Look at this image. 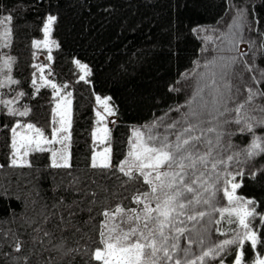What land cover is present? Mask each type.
<instances>
[{"label":"trees","instance_id":"1","mask_svg":"<svg viewBox=\"0 0 264 264\" xmlns=\"http://www.w3.org/2000/svg\"><path fill=\"white\" fill-rule=\"evenodd\" d=\"M239 8L245 10L249 24L253 25L248 37L258 48L264 42V0H0V16L14 18L10 25V47H0V64L12 56L15 63L10 75L19 82L9 84L6 69L0 73L4 82L0 101H12L7 107L19 111L29 109L27 116L13 117L7 115V107L0 103V165L4 166L0 168V189L7 187L11 193L7 200L0 198V264H66L68 257L60 259L59 254L46 250L59 243L62 236L68 238L64 242L67 248H87L90 254L102 247L97 243L98 222L104 217L98 213L118 204L136 208L132 197L137 189L143 192L148 186L142 179L138 183L122 184L117 179L119 173L106 178L90 167L93 150L100 148L92 137L98 124L96 97L110 98L116 112L106 145L111 147L113 165H118L127 155L134 128L165 117L166 113L171 118L176 113L171 110L188 101L190 89L184 74L195 70L203 54V43L193 29H217ZM48 16L56 18L50 32V40L55 44L50 45V51L33 48V40L44 39L42 29ZM246 48L245 59L255 52L256 66L264 69V53L250 51L248 45ZM74 61L87 65L91 73L86 77L87 83L80 80L82 71ZM34 65L45 66L44 77L60 86L62 94L71 93L69 169L51 168L50 152L30 154L27 159L31 168L7 167L10 129L17 122L31 123L51 137L56 96L50 86H41L40 70ZM33 74L39 92L32 84ZM171 88L178 91H170ZM20 92L25 95L18 97ZM55 119L58 121L57 116ZM257 133L264 136V129H257ZM251 138V134L236 132L231 137L233 150L247 148ZM243 171V178L236 177V182L241 184L237 195L254 200L257 212L264 214V155L244 164ZM73 177L82 180L76 187L98 193V203L91 213L72 209L78 212L75 222L82 232H75L71 226L61 232L54 225L60 222L61 214L68 216L64 205L74 200L84 201L79 208L87 209V201L92 199L83 192L65 190ZM92 180L106 186L107 192L100 191ZM44 204L48 205L47 209L42 208ZM41 212L57 215L45 224ZM90 215L95 219L85 226ZM213 225H209L210 240L223 239L216 236ZM253 225L264 241V226H260L259 218ZM36 227L54 231L55 239L49 243L42 232L38 235L33 230ZM17 240L22 244L20 252L14 250ZM184 244L181 240V245ZM193 251L198 249L194 246ZM259 254H264V246L258 245L256 253L248 247V264ZM232 259L230 254L226 264ZM88 260L89 256H76L73 264H85ZM89 264L101 262L90 260Z\"/></svg>","mask_w":264,"mask_h":264},{"label":"snow or ice","instance_id":"2","mask_svg":"<svg viewBox=\"0 0 264 264\" xmlns=\"http://www.w3.org/2000/svg\"><path fill=\"white\" fill-rule=\"evenodd\" d=\"M12 15L0 16V47H10L12 34ZM55 17L48 16L43 25L44 40H33L32 47L39 48L43 44H55L50 41V32ZM227 31L220 32L216 39L220 45H215L213 37L206 35L201 37L206 45L213 44L210 49L204 48V52L219 53L227 51L233 53L228 57H219L223 63L220 72H211L210 82H205L197 87L192 98L185 105L177 106L171 111L180 113L182 107L189 110L184 112L179 119H171L165 122V117L154 120L151 124L132 130L129 139V150L124 160L118 165H113L111 147H105L103 151L93 150L90 167L98 170V174L110 178L116 175L122 184L138 183L141 179L148 186L147 190L132 197V203L136 208H125L116 205L115 208L105 207L99 215L104 217L99 221V240L97 247L91 251L80 247L67 248L64 242L65 236L59 243L52 244L51 249H46L50 254L57 253L59 258L68 257L66 264H73L76 256H89L85 264L90 260L99 261L101 264H226L227 257L233 256L230 264H248L246 252L248 247L253 253L258 250V245L264 246L259 229L253 225V221L259 218L260 226H264V214L256 210V202L237 195V189L241 184L236 182V177L243 178V165L251 162L259 155H264V136L257 135V129H264V69L256 66L255 55L248 59V52L240 51V45L246 43L249 50L256 49L264 53V42L257 48L256 42L245 35V30L252 31L253 25L249 24L243 8H239L231 22H226ZM199 36L202 31H217L216 29H193ZM227 47H222V45ZM50 51V49H49ZM35 56V53H33ZM51 60V55H49ZM15 60L7 56L0 64V73L6 69L7 82L18 84L11 75L12 65ZM83 72L80 80L87 83L86 77L91 73L87 65L74 61ZM217 57L214 55L207 59L203 65L197 62V67L209 69L215 67ZM34 67H40L34 65ZM43 72V68L40 67ZM247 74V75H246ZM197 75L195 71L184 74L185 80H190ZM201 80H205V74L200 73ZM41 86L50 85L53 96L60 94L61 88L41 75ZM32 84L39 92L35 74ZM4 82L0 80V88ZM67 88V85L63 86ZM208 90L206 99L202 93ZM170 91H178L171 88ZM23 92L18 97H23ZM71 93L62 97L53 108V127L51 137L43 130L31 123L20 124L17 122L11 127V152L8 157L7 167L31 168V162L27 159L32 153H51L50 167L53 169L71 168V101L67 99ZM110 98L96 97L98 106L103 107V114L97 111V123L106 120L109 116L116 115L115 110L109 104ZM5 107L12 101H0ZM67 107L61 111V105ZM197 103V107H192ZM29 113L27 107L23 111L7 107V115L25 117ZM60 119L57 121L56 116ZM58 123V127L56 126ZM114 123V121H113ZM204 125H208L204 127ZM163 128L164 134L157 130ZM26 129V132L18 131ZM103 133L100 141L106 142L110 138V130L105 126L92 132L93 142L97 139V132ZM174 133V139H170L168 133ZM239 132L251 134V142L242 150H233L231 137ZM211 133L212 137L208 134ZM60 145L59 148L54 147ZM210 165V167H209ZM4 167L0 165V168ZM124 177L126 179H121ZM255 179V173L252 174ZM82 183L80 177H73L66 191L83 192L84 196H91L87 201V209L79 208L84 201L74 200L72 204L64 205L68 216L60 215V222L54 227L61 232L71 226L75 232H82L75 222L79 211L92 212L98 203V193L76 187ZM100 191L107 192L106 186H101L96 180H92ZM223 193L228 207L217 206L218 193ZM11 197L7 187L0 189V198L5 200ZM107 199V197H105ZM38 203V201H33ZM63 203V201H60ZM53 208L56 207L54 203ZM205 207L210 211L204 210ZM47 209L48 205H42ZM217 213L219 219H214L212 213ZM44 223H50L56 212L44 214ZM207 218V219H206ZM95 217L90 215L85 226L91 223ZM35 223V222H33ZM216 225L214 231L219 237L216 241H210L208 233L212 231L209 225ZM222 224L230 227L224 229ZM235 225V227H231ZM95 228V225H93ZM38 235L42 232L48 238L49 243L55 239V232L41 227L33 229ZM86 235V233H84ZM181 240L185 244L181 245ZM36 239H33V243ZM198 249L194 252L193 248ZM22 244L19 240L15 243L14 250L20 252ZM56 259V257H53ZM251 264H264V254L255 255Z\"/></svg>","mask_w":264,"mask_h":264},{"label":"rangeland","instance_id":"3","mask_svg":"<svg viewBox=\"0 0 264 264\" xmlns=\"http://www.w3.org/2000/svg\"><path fill=\"white\" fill-rule=\"evenodd\" d=\"M236 15V13H234L230 18H228V20L227 21H225L219 28H217L216 30L217 31H202L201 33H200V35H199V38L201 39V37H203V36H206V35H210V36H212L213 37V41H214V44L215 45H220V40H218V39H216V37L219 35V33L220 32H223V31H227V24H226V22H231V18L233 17V16H235ZM206 30H208V29H206ZM245 35L248 37V31L247 30H245ZM49 39H50V37H49ZM44 40V39H43ZM42 40V41H43ZM51 41V40H50ZM201 41H202V43H203V50H204V48L205 47H208V48H212L214 45L213 44H208V45H206L205 43H204V41L201 39ZM50 45L51 44H49V46L48 47H44L43 46V44L41 45V47H43V48H47V49H49L50 48ZM246 46H247V44L246 43H242L241 44V47H240V50L242 51V52H245L246 50H247V48H246ZM40 47V48H41ZM222 47H227V45L225 44V45H222ZM202 50V52H203V54H202V59H201V61L199 62L201 65H203V63L207 60V59H211L212 58V56H216L217 57V64H216V66L215 67H210L209 69H205V68H203V67H197V65L195 66V73H197V75H195V76H192V78L190 79V80H187V82H188V84H187V87H188V89H190V96H189V98H188V100H190L191 98H192V95H193V92H194V90L197 88V87H199V86H202L205 82H210V80H209V77H210V75H211V72H213V71H215V72H220L221 71V67H220V65L223 63V61L222 60H220L219 59V57H228V56H230V55H233V53H229V52H227V51H224V52H219V53H211V52H204ZM40 67H42L43 69L45 68V66H40ZM40 67H39V70H40ZM40 72V76L39 77H41V75H43L44 76V74H43V72H41V71H39ZM200 73H204L205 74V80H201V78H200ZM82 74H83V72H82ZM247 75V74H246ZM45 79L46 80H48V81H50V82H52V83H54V81H52V80H50V79H48V78H46L45 77ZM40 82H41V80H40ZM42 83V82H41ZM48 86H50V85H48ZM51 87V86H50ZM207 92H208V90L207 89H205V92L204 93H202V95H204L205 96V98L206 99H209L210 100V97H208V95H207ZM66 95L65 94H62L61 92H60V94L58 95V96H56V101H55V106H56V103L57 102H59L60 100H61V98L62 97H65ZM101 99H103V98H106V97H100ZM108 98V97H107ZM67 99L68 100H70L71 101V98L70 97H67ZM109 104H110V106L112 107V105H111V103H110V100H109ZM65 107H67V104L66 103H63L62 105H61V109H58L57 111L59 112V111H61L63 108H65ZM99 108H98V111L99 112H101V114H103V107L102 106H98ZM192 107H197V103H194L193 105H192ZM70 108H71V105H70ZM113 108V107H112ZM189 109L187 108V107H182V109L180 110V113H175L174 114V116L173 117H171V118H165V122H167L168 120H171V119H179L180 118V116L184 113V112H186V111H188ZM57 118H58V121H59V119H60V117L57 115ZM113 121H114V123L116 122V118H115V115L114 116H109V117H107L106 118V120H104V121H101V122H99L98 124H97V128L95 129V130H98V129H102L103 127H107L109 130H110V127L111 126H113ZM151 124V123H150ZM147 125H149V124H147ZM59 126V125H58ZM146 126V125H145ZM208 125H204V127H207ZM144 127V126H143ZM143 127H138V128H140V129H142L143 130ZM18 131H21L22 133L23 132H26L27 130L26 129H18ZM160 134H164V130H163V128H160V129H158L157 130ZM210 135H208L209 137H212V134L211 133H209ZM103 135V133L102 132H100V131H98L97 132V139H96V143H97V145L98 146H100V148L99 149H96L95 151L96 152H101V151H103V149L105 148V147H108L109 145H106V143H107V141L106 142H101L100 141V139H99V137L100 136H102ZM168 135H169V137H170V139H174V133H172V132H169L168 133ZM257 135H258V133H257ZM50 138V137H49ZM54 147H56V148H59L60 147V145H55ZM50 156H51V153H50ZM209 167H210V165H209ZM217 200H218V205L217 206H223V207H228V202H227V200H226V198H223V193L222 192H220V193H218V196H217ZM204 210H206V211H210V209H207L206 207H205V209ZM212 216L214 217V219H219L220 217H219V215L217 214V213H214L213 212V214H212ZM207 219V218H206ZM214 226V229H215V227H216V225H213ZM222 227L224 228V229H227V228H229L230 226L229 225H227V224H222ZM231 227H235V225H232ZM216 233V232H215ZM208 236H209V233H208ZM216 236H217V234H216ZM217 238V237H216ZM216 238H215V240L214 241H216ZM223 238V237H222ZM210 239V238H209ZM211 241V240H210Z\"/></svg>","mask_w":264,"mask_h":264}]
</instances>
